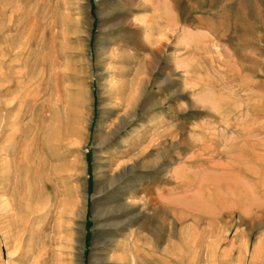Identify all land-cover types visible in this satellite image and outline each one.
I'll return each mask as SVG.
<instances>
[{
  "label": "rangeland",
  "instance_id": "374dc122",
  "mask_svg": "<svg viewBox=\"0 0 264 264\" xmlns=\"http://www.w3.org/2000/svg\"><path fill=\"white\" fill-rule=\"evenodd\" d=\"M0 264H264V0H0Z\"/></svg>",
  "mask_w": 264,
  "mask_h": 264
},
{
  "label": "bare ground",
  "instance_id": "6f19581e",
  "mask_svg": "<svg viewBox=\"0 0 264 264\" xmlns=\"http://www.w3.org/2000/svg\"><path fill=\"white\" fill-rule=\"evenodd\" d=\"M160 47H162V42H161V44H160ZM160 47L158 48L159 50H160ZM124 116L123 117H121L120 118V121L122 122L126 117H127V115L124 113L123 114ZM119 120V119H118ZM120 121L116 124V126H119V123H120ZM124 123V122H123ZM127 123V122H126ZM121 125V124H120ZM123 125V124H122ZM120 127V126H119ZM38 132H39V130L37 129L34 133H33V137H32V142L34 141H36V136H37V134H38ZM41 132V131H40ZM34 145H35V143H34ZM32 147V146H31ZM30 150L28 151V153L26 154V161H27V163H28V161H29V164H32V165H34V163L36 164L37 162H38V160H37V158L39 159V151L37 152V153H34L33 152V147L32 148H29ZM36 149V148H35ZM37 150V149H36ZM38 150H40V148L38 149ZM24 156V155H23ZM24 163V162H23ZM28 164V165H29ZM18 166H19V164H18ZM134 168V167H133ZM136 168V167H135ZM35 170H36V172H37V166H36V168H35ZM16 171V170H15ZM36 175V174H35ZM21 188H22V185L20 184L19 186H17L16 185V187H14V190H15V198H14V196H13V198H14V201H15V207H17L16 209H18V214L19 213H22L21 211H19V206L18 205H20V208H21V210H22V207H23V210L22 211H24V209L26 210V208H28V203H29V201L32 199V196H33V194H34V192H33V190H32V188H31V186H30V182L28 183V188L26 189V191H25V193H22L23 195H22V197L20 198L19 196L17 197V195H18V192L21 190ZM14 193V192H13ZM12 193V194H13ZM7 197V196H6ZM4 198V197H3ZM18 198H20V199H18ZM23 201H24V205H23ZM8 208V207H7ZM15 209V210H16ZM12 211H13V209H12ZM15 214H17V213H15ZM37 214V213H36ZM13 216V215H12ZM23 219V218H22ZM25 220V219H24ZM26 222V221H25ZM110 225V224H109ZM23 242V241H22ZM130 256V255H129ZM128 256V257H129ZM132 258V257H131ZM134 258V257H133ZM135 259V258H134Z\"/></svg>",
  "mask_w": 264,
  "mask_h": 264
}]
</instances>
